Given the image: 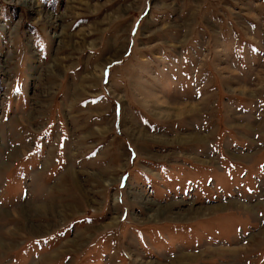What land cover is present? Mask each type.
Instances as JSON below:
<instances>
[{
    "label": "rangeland",
    "instance_id": "rangeland-1",
    "mask_svg": "<svg viewBox=\"0 0 264 264\" xmlns=\"http://www.w3.org/2000/svg\"><path fill=\"white\" fill-rule=\"evenodd\" d=\"M0 264H264V0H0Z\"/></svg>",
    "mask_w": 264,
    "mask_h": 264
},
{
    "label": "bare ground",
    "instance_id": "bare-ground-1",
    "mask_svg": "<svg viewBox=\"0 0 264 264\" xmlns=\"http://www.w3.org/2000/svg\"><path fill=\"white\" fill-rule=\"evenodd\" d=\"M189 208H190V207H189ZM211 208L215 210V209H219V208H221V207H220V206H217V207H213V206H212V207H208V209H211ZM206 209H207V208H206ZM212 209H211V210H212Z\"/></svg>",
    "mask_w": 264,
    "mask_h": 264
}]
</instances>
